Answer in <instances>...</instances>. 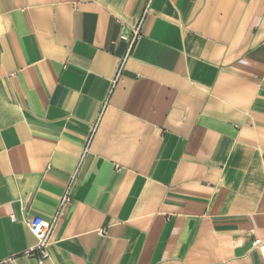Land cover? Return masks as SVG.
Masks as SVG:
<instances>
[{
    "label": "crops",
    "instance_id": "0c3cea01",
    "mask_svg": "<svg viewBox=\"0 0 264 264\" xmlns=\"http://www.w3.org/2000/svg\"><path fill=\"white\" fill-rule=\"evenodd\" d=\"M57 216L44 264H264V0H0V264Z\"/></svg>",
    "mask_w": 264,
    "mask_h": 264
},
{
    "label": "built area",
    "instance_id": "2783aa9c",
    "mask_svg": "<svg viewBox=\"0 0 264 264\" xmlns=\"http://www.w3.org/2000/svg\"><path fill=\"white\" fill-rule=\"evenodd\" d=\"M140 35H141V22L132 31L131 36L128 39L125 38V40L128 42V45H129V51H128L129 53L131 52L134 45L136 44V42L140 38ZM129 53H128V55H129ZM127 57L128 56H126V58L124 60H122V63L120 65V68L118 70V74L116 76L114 83H116L120 79L121 74L124 71V64H125ZM87 152H88V146H87L84 154H86ZM69 202H70V194H69V192H67L62 199L58 216H61L62 211L69 204ZM58 216L52 223L46 222L42 218H33V219L25 222L29 231L37 239V245L34 248H32L31 250L27 251L26 256L38 257L37 254H39L38 261L40 262V264H44L47 260L50 259L49 249L52 245L51 238H52L54 228L57 224ZM259 243L260 242L257 241V242H255V245L257 246Z\"/></svg>",
    "mask_w": 264,
    "mask_h": 264
}]
</instances>
